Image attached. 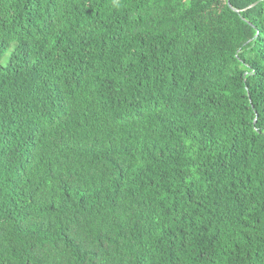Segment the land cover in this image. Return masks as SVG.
I'll list each match as a JSON object with an SVG mask.
<instances>
[{
  "label": "trees",
  "instance_id": "trees-1",
  "mask_svg": "<svg viewBox=\"0 0 264 264\" xmlns=\"http://www.w3.org/2000/svg\"><path fill=\"white\" fill-rule=\"evenodd\" d=\"M0 264H264V0H0Z\"/></svg>",
  "mask_w": 264,
  "mask_h": 264
},
{
  "label": "water",
  "instance_id": "water-1",
  "mask_svg": "<svg viewBox=\"0 0 264 264\" xmlns=\"http://www.w3.org/2000/svg\"><path fill=\"white\" fill-rule=\"evenodd\" d=\"M228 5L230 6V0H228Z\"/></svg>",
  "mask_w": 264,
  "mask_h": 264
}]
</instances>
